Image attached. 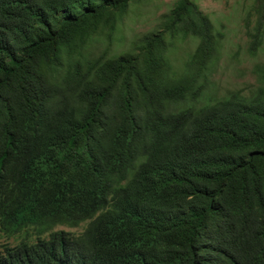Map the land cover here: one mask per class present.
I'll use <instances>...</instances> for the list:
<instances>
[{
    "label": "trees",
    "instance_id": "obj_1",
    "mask_svg": "<svg viewBox=\"0 0 264 264\" xmlns=\"http://www.w3.org/2000/svg\"><path fill=\"white\" fill-rule=\"evenodd\" d=\"M141 1L0 0V231L22 234L0 264H264V57L205 95L222 34L196 0L111 53Z\"/></svg>",
    "mask_w": 264,
    "mask_h": 264
},
{
    "label": "rangeland",
    "instance_id": "obj_2",
    "mask_svg": "<svg viewBox=\"0 0 264 264\" xmlns=\"http://www.w3.org/2000/svg\"><path fill=\"white\" fill-rule=\"evenodd\" d=\"M203 12L211 19L214 28L221 32L219 38V59L214 67L205 95H220L232 90H251L257 85L252 73L255 63L264 57V32L256 51L252 50L251 36L254 18L246 24L248 2L245 0H196ZM174 0H149L132 4L116 33L111 53L129 49L139 38L158 27L162 14L168 11ZM195 40L178 42L171 59L176 69H181L183 61L195 46ZM255 52V53H253ZM204 100V99H203ZM83 222L75 227L58 226L74 234L86 226ZM20 236L6 237L0 232L1 245L15 244Z\"/></svg>",
    "mask_w": 264,
    "mask_h": 264
},
{
    "label": "clouds",
    "instance_id": "obj_3",
    "mask_svg": "<svg viewBox=\"0 0 264 264\" xmlns=\"http://www.w3.org/2000/svg\"><path fill=\"white\" fill-rule=\"evenodd\" d=\"M98 214H99V212L96 213V215H95L94 217L90 218L89 220L82 221L81 223L86 222L87 224H86L85 227H87L88 224H89V222H90L92 219H94ZM81 223H80V224H81ZM58 226H66V225H57V226L54 227V229L57 230L56 228H57ZM77 226H78V225H77ZM68 227H71V226H68ZM73 227H75V226H73ZM85 227H84V228H85ZM83 230H84V229H83ZM83 230H82V231H83ZM82 231H81V232H82ZM0 232H1V231H0ZM81 232H80V233H81ZM1 233H2V232H1ZM80 233H78V234H80ZM4 236H5V235H4ZM16 236H20V238H21V237H22V234H20V235H16ZM11 237H13V236H11ZM19 240H20V239H19ZM19 240H18V241H19ZM18 241H17V242H18ZM17 242H16V243H17ZM16 243H15V244H16ZM4 244H6V243H4ZM7 244H8V243H7ZM2 245H3V244H2ZM2 245H1V246H2Z\"/></svg>",
    "mask_w": 264,
    "mask_h": 264
}]
</instances>
